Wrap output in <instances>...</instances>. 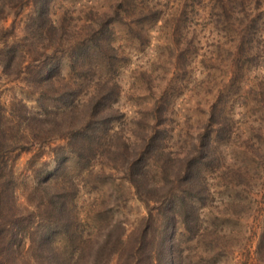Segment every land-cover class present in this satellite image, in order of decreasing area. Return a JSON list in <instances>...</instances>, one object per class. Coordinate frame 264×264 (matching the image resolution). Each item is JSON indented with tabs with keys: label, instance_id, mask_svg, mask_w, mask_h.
Masks as SVG:
<instances>
[{
	"label": "rangeland",
	"instance_id": "374dc122",
	"mask_svg": "<svg viewBox=\"0 0 264 264\" xmlns=\"http://www.w3.org/2000/svg\"><path fill=\"white\" fill-rule=\"evenodd\" d=\"M42 1L47 12L31 20ZM240 1L257 8L261 24L245 25ZM263 23L264 0H0L2 100L18 106L22 123L13 146L22 145L26 126L22 97L29 106L43 94L62 98L75 110L73 122L95 103L104 110L87 133L96 143L86 159L57 179L72 193L82 186L69 206L79 228L69 250L96 246L112 222L124 237V262L148 230L149 247L165 231L172 236L173 264H264ZM12 46L15 64L27 65L20 81L1 67ZM40 69L50 80L36 79ZM40 147L9 155L22 207L40 198L24 173ZM132 160L142 176L150 173L145 183L129 181Z\"/></svg>",
	"mask_w": 264,
	"mask_h": 264
},
{
	"label": "trees",
	"instance_id": "16d2710c",
	"mask_svg": "<svg viewBox=\"0 0 264 264\" xmlns=\"http://www.w3.org/2000/svg\"><path fill=\"white\" fill-rule=\"evenodd\" d=\"M240 3L242 7L239 9L238 15L245 21V25L255 27L257 23L261 24L260 15L256 12L257 8L247 6L245 1H240ZM35 5L32 11L33 16L30 18L33 21L37 14L47 12L43 1L39 4L35 2ZM38 16L43 17V15ZM2 50L3 48H0V51ZM16 52L14 46L11 49L10 47L5 48L6 56L1 58V67L3 71L4 69L7 71H5L7 77H15L17 81H20L25 79L23 73L27 65L24 66L22 61L15 64V60L11 57ZM15 65L16 72L13 69ZM35 75L40 83L50 80L44 69H40ZM105 83L107 85V82ZM98 94L100 93H95L91 97ZM3 95L4 92L0 88V264H112L115 256L118 257L122 254L119 251L124 244L123 235L120 237L119 234L117 235V228L112 222L107 225L108 230H106L110 237L106 238V235L96 246H91L88 250L81 244L79 247L73 248L72 251L69 250V246L72 247L73 242L76 241L72 237V233L76 234L79 231L76 225L78 213L73 220H71L70 214L78 203L82 186L73 188L72 193L68 186H60L59 180L57 182L58 176L62 172L77 168L75 163H72L75 159H80V161L86 159L85 152L87 149L89 151L91 145L96 143L93 136L90 138L87 133L91 131L92 126L101 125V122L96 120V115L103 113L104 110L99 111V108H96L98 103H95L94 107L92 106L94 112L87 118L83 117L77 122H73L74 119H77L75 110L70 108L62 98H48L46 94H43L41 99L49 101L51 103L49 106L44 104L40 98H32L36 103H40L39 106H29L26 104L25 98L22 97L21 101L22 103L24 101L26 110L23 121L26 122V126L23 130L22 145L13 146L11 142L15 139L13 129L22 123L17 118L19 117L17 116L18 106L7 109L2 100ZM10 97L12 104L14 100L19 99L17 93ZM40 146L43 147V152L38 153L39 155L30 161V172H24L33 180L32 197L35 198V195L40 192V198L36 201L29 200L27 206L22 207L16 198L18 182L15 172L16 164L9 155L20 148L18 154L15 155L16 158L22 151H32L33 148L42 149ZM211 146L209 138L205 149H210ZM42 157L47 159L43 160ZM52 163H55V166L50 170L49 166ZM137 163L138 160H132L131 166L128 167L131 170L129 173L133 175L129 181L133 185L145 183L150 174L145 172L142 176V170H138ZM187 171L184 172V175ZM184 175L182 172L177 177L182 181ZM147 185L150 186V184ZM71 193L72 198L69 199ZM182 202L184 203V199ZM69 206L72 210L69 209ZM170 220L171 215L167 214L166 226L169 225ZM162 221L164 220L162 219ZM119 226L117 225V227ZM148 235V230H143L139 245L132 249L127 261L124 262L121 255L117 264H173L177 253L174 249L172 236L167 235L165 231L161 244L156 248L152 246L151 240L150 247L146 245L149 241ZM66 237L67 245L63 249L56 246L55 240L59 238L64 240ZM114 237L120 244L117 243L115 246V240H109ZM26 247H28V252L24 253Z\"/></svg>",
	"mask_w": 264,
	"mask_h": 264
}]
</instances>
